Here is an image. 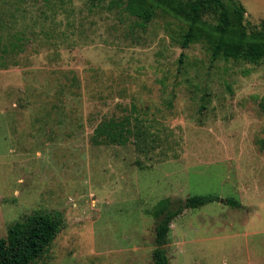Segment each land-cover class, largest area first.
I'll return each instance as SVG.
<instances>
[{"label": "rangeland", "instance_id": "rangeland-1", "mask_svg": "<svg viewBox=\"0 0 264 264\" xmlns=\"http://www.w3.org/2000/svg\"><path fill=\"white\" fill-rule=\"evenodd\" d=\"M239 1L249 30L264 20V0ZM184 28L0 0V239L36 213L63 222L33 264H153L157 204L193 196L220 201L173 222L170 264H264V63L183 49ZM122 116L127 144L102 142Z\"/></svg>", "mask_w": 264, "mask_h": 264}, {"label": "trees", "instance_id": "trees-1", "mask_svg": "<svg viewBox=\"0 0 264 264\" xmlns=\"http://www.w3.org/2000/svg\"><path fill=\"white\" fill-rule=\"evenodd\" d=\"M108 2L111 8L125 10L146 27L161 13L185 25L180 45L183 49L202 43L211 60L264 63V20L252 29L245 23L246 10L239 0H91ZM130 118H111L102 122L95 134L102 142L125 145L133 134ZM220 201L217 197L193 196L184 202L161 200L156 210L160 219L156 225V248L153 264H170L168 237L173 222L186 210H196ZM232 207L236 201L227 200ZM59 215L36 213L25 222H17L0 239V264H33L53 245L62 230Z\"/></svg>", "mask_w": 264, "mask_h": 264}]
</instances>
